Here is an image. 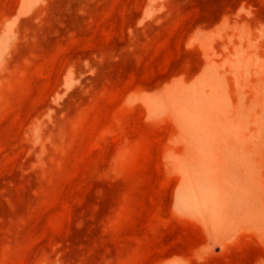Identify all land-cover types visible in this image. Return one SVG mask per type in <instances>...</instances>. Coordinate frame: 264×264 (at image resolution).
Returning <instances> with one entry per match:
<instances>
[{
	"label": "rangeland",
	"instance_id": "obj_1",
	"mask_svg": "<svg viewBox=\"0 0 264 264\" xmlns=\"http://www.w3.org/2000/svg\"><path fill=\"white\" fill-rule=\"evenodd\" d=\"M0 264H264V0H0Z\"/></svg>",
	"mask_w": 264,
	"mask_h": 264
}]
</instances>
